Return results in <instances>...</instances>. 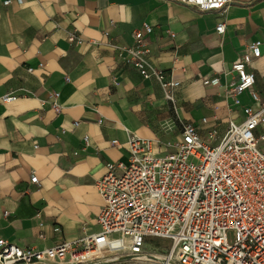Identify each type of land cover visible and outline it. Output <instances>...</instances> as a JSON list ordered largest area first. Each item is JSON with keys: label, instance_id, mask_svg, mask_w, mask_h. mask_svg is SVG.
<instances>
[{"label": "crops", "instance_id": "obj_1", "mask_svg": "<svg viewBox=\"0 0 264 264\" xmlns=\"http://www.w3.org/2000/svg\"><path fill=\"white\" fill-rule=\"evenodd\" d=\"M4 1L0 238L10 243L41 250L97 234L103 201L96 180L107 163H128L130 137L151 140L153 152L163 156L174 152L185 125L205 133L216 129L220 138L229 121L244 120L243 107L257 111L248 94L238 97L239 105L226 95L235 79L232 65L255 41L262 42L261 55L249 69L264 100V0H234L223 15L180 0H26L22 5L11 0L3 6ZM143 23L152 28L150 63L178 87L163 90L115 55L114 46L133 45V33ZM219 23L225 25L222 35L215 31ZM70 34L83 44H70ZM212 78L219 84L203 85ZM55 92L59 113L48 102L41 105ZM165 92L173 102L164 99ZM5 95L17 98L4 103ZM262 134L264 122L256 131ZM114 140L119 146L110 144ZM260 149L264 152V143ZM32 173L36 184L30 182Z\"/></svg>", "mask_w": 264, "mask_h": 264}, {"label": "built area", "instance_id": "obj_2", "mask_svg": "<svg viewBox=\"0 0 264 264\" xmlns=\"http://www.w3.org/2000/svg\"><path fill=\"white\" fill-rule=\"evenodd\" d=\"M16 1L20 5L26 2ZM233 2L180 0L186 7L220 15ZM10 4L11 0L2 3ZM215 31L222 35L224 23ZM151 33L152 28L143 23L133 33V45L114 46L115 55L143 79L157 81L163 90L174 89L179 83L167 80L150 63ZM68 41L83 44L74 34ZM261 44L255 41L246 47L240 61L232 65L235 79L226 87V95L235 105L246 93L259 105L257 111L243 107L244 120L239 124L229 121L220 138L216 129L205 133L193 124L185 125L174 152L163 156L153 152L151 140L130 137L128 163H107L106 173L96 180L103 201L97 234L41 250L0 238V264H264V152L260 149L264 134L256 135L264 122V100L255 90V76L249 69L261 55ZM34 71L28 69L30 74ZM218 84V78L203 81L204 86ZM16 98L5 95L2 102ZM59 98L60 93H52L41 105L48 102L59 113ZM164 99L173 102L169 92L164 93ZM206 122L201 120V124ZM87 144L85 137L84 146ZM110 144L119 146L116 140ZM30 182H38L35 173ZM228 233L233 236L231 244Z\"/></svg>", "mask_w": 264, "mask_h": 264}, {"label": "rangeland", "instance_id": "obj_3", "mask_svg": "<svg viewBox=\"0 0 264 264\" xmlns=\"http://www.w3.org/2000/svg\"><path fill=\"white\" fill-rule=\"evenodd\" d=\"M172 152H173V150H172ZM227 240H228V242L231 244L232 243V241H233V236H232V234L231 233H228V235H227ZM155 243H161L160 241H155ZM166 244V243H165ZM109 264H134V262L133 261H122V262H118V263H114V262H111V263H109Z\"/></svg>", "mask_w": 264, "mask_h": 264}, {"label": "bare ground", "instance_id": "obj_4", "mask_svg": "<svg viewBox=\"0 0 264 264\" xmlns=\"http://www.w3.org/2000/svg\"><path fill=\"white\" fill-rule=\"evenodd\" d=\"M136 258V257H135ZM139 258V257H138ZM159 260H162L163 258H162V256H158L157 257ZM124 259H127V258H124ZM141 259H143V258H141Z\"/></svg>", "mask_w": 264, "mask_h": 264}]
</instances>
